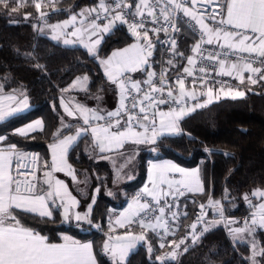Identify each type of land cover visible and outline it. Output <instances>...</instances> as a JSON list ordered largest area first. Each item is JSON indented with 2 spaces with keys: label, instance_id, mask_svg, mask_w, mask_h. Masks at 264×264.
Returning a JSON list of instances; mask_svg holds the SVG:
<instances>
[{
  "label": "snow or ice",
  "instance_id": "6c2138e0",
  "mask_svg": "<svg viewBox=\"0 0 264 264\" xmlns=\"http://www.w3.org/2000/svg\"><path fill=\"white\" fill-rule=\"evenodd\" d=\"M55 2L31 0L41 20L48 16L47 12L41 11L42 6L52 5L55 11ZM28 3L29 0H0V6L10 9L11 13H17ZM29 16L31 13L25 14L24 19ZM117 22L127 25L136 42L112 51L110 56L99 61L107 80L118 90V107L114 111H106L99 105L89 108L79 103L73 109L61 98V106L67 116L76 117L78 114L82 124L71 134L72 126L61 118L60 127L52 134L53 142L49 145L51 162L44 160L40 163L39 157L33 155L30 162L34 167L21 163L29 160L28 155L6 136L0 135V144L7 145L0 147V264H97L92 243H80L69 236L63 237V243H50L47 236L25 226L21 218L26 214L33 218L38 216L46 222L53 218L55 209L62 208L66 221L74 218L78 223L88 221L91 224L92 205L83 214L73 212L78 200L68 191L67 184L53 175L66 172L74 182L87 183V177L84 181L77 180L75 170L68 163L69 151L81 139L90 137L93 148L98 149L102 157L106 150H113L112 146L123 148L128 142L156 144L165 135L178 134L179 123L186 115L218 98L214 97V86L221 82L215 77H232L240 84L247 80L252 85L264 81V0H98L96 7L82 9L67 20L47 25V28L53 41L65 46L79 43L95 59L99 57L97 46L101 43V35L111 33ZM34 27L44 32L43 27ZM170 30L172 35H169ZM183 31H188L193 38L191 55L179 50L175 34ZM150 33L156 37L155 41ZM161 33L165 36L164 41H160ZM157 43L167 45L166 51L170 54L166 62H161L159 73L150 70L153 65L149 63ZM24 56L34 58V53L26 52ZM175 58L186 60L187 66H181L182 74L173 79L168 74L170 68H176L178 73L181 71V67L174 63ZM36 67L44 66L37 64ZM138 71L145 72L146 79L134 80L131 77V73ZM245 73H248L247 77ZM185 76L192 78L193 90L186 89ZM88 82L87 75L76 77L62 91L77 88L87 91ZM198 83L201 88H206V93L201 95H206L207 100L204 104L197 102L187 107L189 99L197 100L195 87ZM225 84L221 83L218 89L224 96L233 99L245 96V91L231 86L225 89ZM144 85H147V90ZM4 87L0 84V121L29 106L23 89L5 93ZM95 98L102 100L99 95ZM4 100L9 103L5 105ZM161 106H167L168 110H162ZM65 130L69 134H65ZM37 131H44L42 119L16 129L15 134L26 137ZM148 171L151 190L146 186L114 222L125 231L117 234L110 219L103 252L110 256L111 264H126V257L140 242L148 243V252L151 253L153 249L148 241V231L162 241L159 248L164 249L165 238L175 235V230L180 227L176 221L181 214L173 211L179 207L176 203L178 196L184 195L185 190L205 193L199 168L189 171L165 161L151 164ZM175 174H179L178 179ZM95 192L98 193L99 188ZM145 195L151 199H143ZM253 198L259 202L254 203ZM92 199L94 204L95 198ZM224 199H227V190ZM243 199L252 209L243 225L231 227L239 222L225 216L222 201L209 197L207 205L200 204V212L186 236L179 243L167 241L172 250L156 259L162 264L166 257L174 259L175 250L188 237L196 244L205 232L217 223H223L234 244L249 246L250 255L245 258L247 264H259L257 258L264 257V242H258L256 235L258 229H264V188L245 193ZM206 207L219 219L205 221ZM187 215L185 211L183 216ZM133 224L141 229L139 233L132 230ZM198 224L205 225L199 232ZM184 250L187 251V247Z\"/></svg>",
  "mask_w": 264,
  "mask_h": 264
},
{
  "label": "trees",
  "instance_id": "16d2710c",
  "mask_svg": "<svg viewBox=\"0 0 264 264\" xmlns=\"http://www.w3.org/2000/svg\"><path fill=\"white\" fill-rule=\"evenodd\" d=\"M96 3L98 0H58L57 10L49 11L46 21L61 19L70 12ZM26 7L35 10L31 3ZM131 40L127 27L117 25L103 37L97 49L99 57L94 59L83 47L57 43L35 29L32 20L14 18L10 9L0 6V83L4 84L5 91L23 88L31 104L27 111L0 121V135H5L20 148L37 149L40 157L47 158V142L62 114L60 89L77 74L87 72L91 77L88 92H106L107 79L98 59ZM192 44V36L188 31H183L179 40L180 50L189 55ZM26 52H33L34 58H26ZM152 58L153 67L159 68L169 56L158 44ZM174 61L178 67L186 63L181 58ZM37 64L44 67L38 68ZM177 73L176 68H170L168 74L172 77ZM249 89L244 97L220 99L197 109L180 121L178 134L165 135L156 144L140 148L137 175L122 187L129 191L140 188L145 180L147 159L152 156L166 157L182 166L200 169L205 193L195 195V200L207 204L211 197L222 201L226 217H248L251 208L243 199L244 194L264 188V81L250 85ZM35 118L43 120V132H32L26 137L13 132L16 127ZM92 148L90 137L81 139L69 151L68 161L88 177L87 193L85 196L79 195L80 206L95 198L90 220L99 227L79 228L73 223H63L57 210L53 218L46 222L38 216L33 218L26 214H22L21 218L25 226L35 228L41 235L47 236L49 242L59 241L63 232L80 240H89L98 264H111L102 251L106 222L110 208L122 206L125 197L120 192H114L110 163ZM205 149L212 151L206 152ZM96 188H99L98 193L95 192ZM226 190L227 199H224ZM195 200L186 201L189 206L186 222L191 219ZM207 215L214 216L210 208H207ZM180 228L183 231V223ZM147 236L154 243L153 251L149 253L147 246L141 243L129 254L126 264H162L156 259L158 248L155 238L150 233ZM256 238L264 242L262 229L257 230ZM186 241L188 250L174 259L166 258L163 264H247L245 258L250 255L249 246L245 243L234 244L224 226L212 227L196 244ZM257 259L259 264H264V257Z\"/></svg>",
  "mask_w": 264,
  "mask_h": 264
},
{
  "label": "crops",
  "instance_id": "0c3cea01",
  "mask_svg": "<svg viewBox=\"0 0 264 264\" xmlns=\"http://www.w3.org/2000/svg\"><path fill=\"white\" fill-rule=\"evenodd\" d=\"M29 3H31V2H29ZM97 5H98V3H96L95 5L90 6V7L84 6L81 9H79L78 11H76V12H70L66 16H64L63 18L56 19V20H53V21L41 20L40 17H39V13L37 12V10L35 9V10L31 11V10L27 9L28 7H25V8L24 7H21L20 8L21 11L19 10L17 12V15H18L19 18H24L25 14L31 13V16H29L28 19L29 20H32L33 27H34V25L37 26V27H43L44 28V32L43 33H41L40 31L39 32L41 34L46 35L47 37L51 38V34H50V32H49V30L47 28V25L56 24L58 22H62L64 20H67V19H69V17H70L71 14L79 13L82 9L96 7ZM41 11H44V12H47L48 13L49 11H54V10H53V8H47V9L46 8L45 9L44 8H41ZM78 19H79V17H78ZM120 24H121L120 22H117L116 23V26L117 25H120ZM123 25H125V24H123ZM125 26L127 27V25H125ZM129 33H130V31H129ZM107 34L108 33H105V34H102L101 35V41H102L103 37L105 35H107ZM130 35H131V33H130ZM150 36H152L151 33H150ZM85 39L87 40V36L85 37ZM152 39L155 41L156 40V37L155 36H152ZM135 42H136L135 41V38L132 36V40L128 44L123 45V46H120L118 48H115V49L111 50L107 56H110L111 53H112V51L117 50V49H123V48L128 47L129 45H131V44H133ZM60 44H62V43H60ZM100 44L97 46V49L100 46ZM76 45H79V46L83 47L79 43H77L75 45H70V46H76ZM157 45H158V43L156 44V47H157ZM156 47H155V50H156ZM154 54H155V51H154ZM154 54H153V56H154ZM191 54L192 53L190 52L189 55H191ZM107 56L99 58L98 59V62L100 61V59L106 58ZM166 61H167V59H166ZM149 63L150 64H153V58L150 59ZM174 63L176 64L175 61H174ZM184 66H187L186 63L184 64ZM100 67H101V69L103 71V67L101 65H100ZM153 69H155V68L152 67L150 70H153ZM103 73H104V71H103ZM178 74H182V69L176 75H178ZM85 75H87L89 77V82H88V86H89L90 81H91L90 75L87 72H81V73L77 74L68 84H66L65 86H63L60 89L59 105H60L62 114L60 116L59 123H58L57 127L55 128V130L53 131V133L57 130V128L60 127L61 118H63V121H64L65 124H69V125L72 126L71 134H74L76 127H78V126H80L82 124V118H80L78 114H77L76 117H69V116H67V114L64 112V108L61 106V98H63L64 101H65V103L69 104V107H71L73 109L75 108V105L77 103L82 104V105H85V106H87L89 108H96L99 105V107L103 108L106 111H114L118 107V99H119V97H118V90L108 80L106 82V88H107L106 89V92H103V93H90V92H88V90L87 91H81V90H79V88H77V89H71V90H69L67 92L62 91L63 89L68 88V86L70 84H72V82L76 79V77H82V76H85ZM130 75H131V77L134 80H144V79H146V73L143 72V71H138L136 73H131ZM176 75L172 76L171 78L174 79ZM244 75H245V77H247L248 73H245ZM106 79H107V77H106ZM230 79H231V83L228 84V85H224L225 86V89H227L228 86H231L234 89L235 88H238L239 90H243L246 93V92L249 91V86L252 85V84L248 83L247 80H245V83L244 84H240L239 80L234 79L232 77H230ZM185 80H186V89L187 90H193V86L191 84L192 78L185 76ZM219 87L220 86H215L214 87V97H218V98H214L212 100V102L217 101V100H220V99H225V98L233 99L230 96H224L223 93H220L218 91ZM14 89H23V88L18 87V88H14ZM12 90H9V91H5L4 90V91H5V93H10ZM195 92H196V95H197V100H191V99H189L187 101V107L194 106L197 102L204 104L205 101L207 100L206 95H201L202 92L206 93V88H201L200 85H199V83L195 87ZM97 95H99L100 97H102V100L98 101L95 98ZM3 103L5 105H7L9 102L7 100H4ZM208 104H210V103L205 104V106L208 105ZM28 105L29 106H28L27 109H21L20 111L16 112L15 114L21 113V112H24V111H27L31 107V104L29 102V99H28ZM161 108L164 111H167L168 110V107L167 106H161ZM197 109H199V108H196L195 111ZM149 111L151 112L152 109H149ZM195 111H193V112H195ZM193 112H191L190 114H192ZM190 114H188V115H190ZM188 115H186V116H188ZM37 119H40V118H35V119L30 120V121H28L27 123H25V124H23L21 126L16 127L13 132L15 133L16 129L21 128V127H25L26 125H28L29 123H33ZM179 128H180V123H179ZM65 134H69L67 132V130H65ZM3 136H5V135H3ZM90 140H91V138H90ZM52 142H53V138L51 137V139L47 142V153H48V157L47 158L40 157V163H42L44 160H47L49 163L51 162V150L49 148V145ZM91 144H92V142H91ZM150 144L151 143H145V144H139V145H137V144H133L131 142H128V143H126L124 145L123 148H116V146H112V148H113L112 151H107L106 150L105 153L103 154V158H105L110 163V165L112 167V170H113V184H114V188L113 189H114V192L120 190L123 193L124 197H125V201H124V203H123L122 206H120V207H111L110 208V218L108 220L107 229L105 230L106 231L105 232V240L107 239L106 233L109 232V222H110V219H111V221L113 223V227H115V232L117 234L123 233L125 231V229L119 228L118 226H116L114 222H115L116 218L118 217V215L121 212H124V211L127 210L128 205L130 203H132L133 199L137 196V194H136L137 190H135V191H129L127 189H124L121 186H123L127 182L132 181L136 177V175H137V156H138V152H139L140 148L146 147V146H148ZM6 146H7L6 144H0V147H6ZM92 147H93V145H92ZM92 150L94 152H96V151L99 152L98 149L92 148ZM165 161H170V162L176 164L178 167H182V168H184L186 170H189V171L194 170V169H197V167H185V166H182V165L178 164L177 162L173 161L172 159H169V158H166V157H158V158L157 157H153V156L152 157H149L147 159V162H146V175H145V180H144L143 184L140 186V189L142 191L144 190V188L146 186L151 190V182L149 180V171H148L149 168H150V166H151V164H153V163H162V162H165ZM68 163L70 164L69 161H68ZM121 166H123V167H121ZM72 168L75 170V172L77 174V180L78 181H84L85 180V177H87V175L83 171L76 170L73 166H72ZM42 171L43 170H41V172L39 173L41 175V178H42ZM118 171H119V178L117 179V172ZM53 175H54L55 178H58V179L64 181L65 184H67V186H68V191L71 193L72 196L76 197V199L78 200V202H79L78 203V206L73 209V212H80L81 214L87 212L88 211V208H89V205L90 204L92 205V203H93V199L92 198L89 199L87 203H84L82 206H80L81 202L79 200V195L85 196V194L87 193L88 182H89L88 177H87V183L85 184V183L74 182L72 180L71 176L67 175L66 172H55ZM175 176H176L177 179L179 178V174H175ZM185 193H187L186 194V197L187 196L188 197L187 198L184 197V199L186 198L187 200H189V198H191V196L196 195V194H199L200 192H188L187 191ZM148 198L151 199V197H148ZM253 202L254 203H258L259 201H257L255 198H253ZM58 203H59V201H58ZM247 204H248V202H247ZM248 206H249V204H248ZM185 207H186V204H185ZM56 210L59 212V214L61 216V220H62L63 223H73V224H76V225H80L81 224L83 227L89 228V225L90 224H89L88 221H81V222L78 223L74 218H72L70 221H66L64 219V217H63V209L62 208H58V209H55L54 211H56ZM54 211H53V213H54ZM251 212H252V209H251ZM228 218L232 219L233 217H228ZM218 219H219L218 216H212L211 218H209L208 221L218 220ZM92 226L94 227V225H92ZM215 226H224V224L223 223H217ZM231 227H237V226L235 224H233V225H231ZM173 229L175 230V224L174 223H173ZM132 230L134 232H136V233H139L141 231V229L136 224H133L132 225ZM200 230H202V227L200 228ZM262 230L264 231V229H262ZM160 231L162 232V230H160ZM148 233L152 234V236L155 238V244H156V246L158 248V253H160V254L164 253V250H167L168 253L172 250L168 246L167 241L176 240L177 243H179V240H180V237H179L180 236V233H179V229H178V230H175V235H168L165 238V240L163 242H165L166 246H165L164 249H160L159 248V243L162 242V241L153 232L148 231L147 234ZM64 236H69L71 239L76 240V241H79L80 243H91L89 240H80L77 237H75L74 235H72L70 233H67V232H63V233L60 234V240L59 241H57V242H50V243H63L64 242L63 241V237ZM257 241L259 242L258 239H257ZM186 242L187 241H185L184 244H181L180 247L175 250L176 251L175 258L178 257L184 251V249L186 247V244H187ZM141 243L145 244L147 246V248H148V243H145V242L138 243L136 245V247L139 244H141ZM153 244L151 243V246ZM152 249H153V246H152ZM102 251H103V248H102ZM93 252H94V250H93ZM160 254H156V257H157V255L159 256ZM94 255H95V253H94ZM105 255L111 260V258H110L109 255H107V254H105ZM127 257H126V260H127ZM169 259H172V258H169ZM97 264H98V262H97Z\"/></svg>",
  "mask_w": 264,
  "mask_h": 264
},
{
  "label": "rangeland",
  "instance_id": "374dc122",
  "mask_svg": "<svg viewBox=\"0 0 264 264\" xmlns=\"http://www.w3.org/2000/svg\"><path fill=\"white\" fill-rule=\"evenodd\" d=\"M58 0H56V2H57ZM29 2H31V0H29ZM56 2H55V5H54V7L56 8ZM42 8H53V6L52 5H49V6H42ZM11 15L14 17V18H18V15H17V13H11ZM229 79H230V77H228ZM230 81H231V79H230ZM122 187V186H121ZM111 193H113V191L111 190L110 191ZM117 192H120L122 195H123V193L120 191V190H118ZM185 192H187L186 190L184 191V195H182V196H180V202H179V207L181 208V210H179V213L181 214L180 215V219L178 220V221H176V223H179V225L181 226L182 225V223H183V231L181 230V228L179 227V233H180V239L182 238V237H185L186 236V234H187V231L189 230V226L193 223V216H194V211H195V209H196V205H197V203L198 202H201V203H203V204H205V205H207L206 204V202H203V201H201V200H199V199H196L195 200V195H193V196H191V198H189V200H187L186 198L188 197H186V194L187 193H185ZM197 195V194H196ZM148 197V196H147ZM184 197H186L185 199H184ZM192 200H195L194 201V210H193V213H192V216H191V219L188 221V222H186V217H184L183 216V213L186 211L187 213H188V209H189V206H187V204H186V201H189V202H191ZM186 204V207H185V204ZM206 213H207V207H206ZM212 216H208V215H206V219H205V221H208L209 220V218H211ZM233 218H232V220H234V221H238L239 222V224H235L236 226H241V225H243V223L245 222V220L247 219V218H249V217H244V216H232ZM109 218H110V212H109V216H108V218H107V222H106V225L108 224V220H109ZM236 218V219H235ZM168 219H169V221H170V223H172V219H171V217L169 216L168 217ZM76 225V224H75ZM92 225H94V227H97V224H94V223H92V221H91V224L89 225L90 227H92ZM77 227H79V228H83V226L80 224V225H76ZM87 226V225H86ZM203 226H205L204 224H198V228H197V231L199 232V230H200V228L202 227L203 228ZM106 232V231H105ZM191 238L190 237H188V239H186V240H190ZM232 239V238H231ZM185 240V241H186ZM180 241V240H179ZM191 242H192V240H190ZM168 253V251L167 250H164V253H162V254H160V253H157V254H160L159 256H166V254ZM158 256V255H157ZM166 258H168V257H166ZM169 259V258H168Z\"/></svg>",
  "mask_w": 264,
  "mask_h": 264
},
{
  "label": "built area",
  "instance_id": "2783aa9c",
  "mask_svg": "<svg viewBox=\"0 0 264 264\" xmlns=\"http://www.w3.org/2000/svg\"><path fill=\"white\" fill-rule=\"evenodd\" d=\"M169 35H172L171 30H170V32H169ZM175 35H176V38H177V41H178V47H179V50H180L179 40H180V38H182V32L176 33ZM164 40H165V36H164L163 33H161V34H160V41H164ZM158 44L164 49L165 53L169 56V55H170L169 52L166 51V49H167V45H163V46H162L161 43H158ZM180 51H181V50H180ZM165 66L168 67V66L166 65V63H165ZM160 67H161V66H160ZM160 67H159V68H155V69H153V70H155L157 73H159V71H160ZM213 75H214V74H213ZM215 79H216L217 81H220L221 83L226 82L225 85H228V84L231 83L230 79H229L227 76H217V77H215ZM221 83H217L215 86H221ZM215 86H214V87H215ZM143 87L145 88V90H147V85H144ZM133 94H135V93H133ZM18 149H19L20 151L26 153V154L28 155V157H29V160H27V161H21V163L28 164L29 167H34V165L31 164V162H30V158H31V156H33V155L38 156V157H39V162H40V154H39V151H38L37 149H34V148H20V147H18ZM14 163H15V161H14ZM139 193H143V191H142L140 188L137 189L136 194H139ZM143 199H149V198L145 195V196L143 197ZM168 199H169V201L171 202L172 198L169 197ZM149 200H150V199H149ZM179 202H180V196H178L177 201H176V203L178 204V206H179ZM200 204H203V203L198 202L197 205H196V209H195V211H194V216H193V222L196 220V216H197V214L200 212V208H199ZM179 210H181L180 207H178V209H176V208L173 209V211H179ZM205 211H206V209H205ZM205 219H206V216L204 217V220H205Z\"/></svg>",
  "mask_w": 264,
  "mask_h": 264
},
{
  "label": "water",
  "instance_id": "95a60500",
  "mask_svg": "<svg viewBox=\"0 0 264 264\" xmlns=\"http://www.w3.org/2000/svg\"><path fill=\"white\" fill-rule=\"evenodd\" d=\"M213 212V211H212Z\"/></svg>",
  "mask_w": 264,
  "mask_h": 264
}]
</instances>
